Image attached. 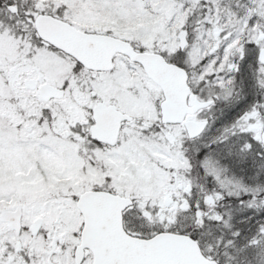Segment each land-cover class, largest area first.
Listing matches in <instances>:
<instances>
[{
  "label": "snow or ice",
  "instance_id": "snow-or-ice-1",
  "mask_svg": "<svg viewBox=\"0 0 264 264\" xmlns=\"http://www.w3.org/2000/svg\"><path fill=\"white\" fill-rule=\"evenodd\" d=\"M0 264H264V0H0Z\"/></svg>",
  "mask_w": 264,
  "mask_h": 264
}]
</instances>
